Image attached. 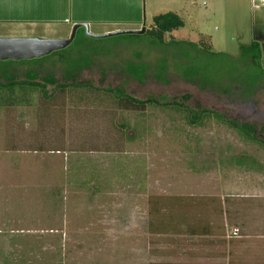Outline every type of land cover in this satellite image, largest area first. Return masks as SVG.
Segmentation results:
<instances>
[{"label":"rangeland","instance_id":"374dc122","mask_svg":"<svg viewBox=\"0 0 264 264\" xmlns=\"http://www.w3.org/2000/svg\"><path fill=\"white\" fill-rule=\"evenodd\" d=\"M149 1H141L140 27L117 33H145L153 15L173 12L184 26L165 44H201L217 58L182 56L143 35L92 39L80 28L57 54L0 62V83L45 86L14 92V100L0 93V204L10 208L0 218L9 214L8 227L18 230L0 234V264H210L235 252L242 236L249 240L238 258L252 263L248 254L264 245V82L245 97L234 86L224 94L226 82L213 89L179 77L185 65L207 60L216 76L230 71L264 28L245 0ZM42 27L4 36L57 40ZM108 28L98 22L87 31ZM119 96L184 103L196 124L174 107L124 108Z\"/></svg>","mask_w":264,"mask_h":264},{"label":"crops","instance_id":"0c3cea01","mask_svg":"<svg viewBox=\"0 0 264 264\" xmlns=\"http://www.w3.org/2000/svg\"><path fill=\"white\" fill-rule=\"evenodd\" d=\"M141 1L142 0H0V38H9L16 33L24 34L26 27L34 24L42 25V31L53 35L57 40H66L69 38L75 25H97L109 23L111 27L104 29L97 34H110L119 30L123 31H136L140 27L141 20ZM237 1V0H236ZM250 5L252 17H254L255 26L258 28H264V1L261 0H245ZM166 2L165 0L160 3ZM151 7L155 5V0L147 2ZM146 4V1H145ZM155 16V15H153ZM152 16V17H153ZM179 16V15H178ZM256 41L260 44L261 50L264 49V31L261 29L255 31ZM11 34V36H4ZM96 34V35H97ZM13 189V186H10ZM11 200V199H9ZM10 212L7 208L4 209L0 204V212ZM13 213V212H12ZM0 221L5 222L4 230L0 231V234L6 232L8 234L16 233L18 230L9 228V224H14V220L9 217V214L0 218ZM6 228H9L7 230ZM8 231V232H7ZM249 240L248 237H241L234 240V246L236 249L233 253H228L226 258L219 261L218 259L212 261L210 264H245L238 258L243 255L240 252V247L243 246L242 240ZM4 244V240L0 239V246ZM248 251H252V247L245 248ZM250 249V250H249ZM264 250V245L257 247L254 252L248 254L253 256L252 263L248 264H264L262 260L261 251ZM259 250V251H258ZM260 252V254H259ZM263 252V251H262ZM240 253V254H239ZM232 254L234 257H232Z\"/></svg>","mask_w":264,"mask_h":264},{"label":"trees","instance_id":"16d2710c","mask_svg":"<svg viewBox=\"0 0 264 264\" xmlns=\"http://www.w3.org/2000/svg\"><path fill=\"white\" fill-rule=\"evenodd\" d=\"M184 26L183 20L175 13L173 12H168L160 15H155L152 17V24L150 28L143 33V36H146L152 40V42L159 47H164L168 45H174L177 46V49H179V52L182 54H186V52H183L185 50H192L196 51L197 54L200 56V59L202 58V55H207L210 58H217L216 54H212L209 50L203 49L204 45H198L199 47L202 48V50H197L196 47L194 49L190 48L188 49L187 47L185 48H178L179 41H171L168 43V45L165 44L164 42V36L167 34H170L172 32L178 31L182 29ZM79 30V29H78ZM77 30V31H78ZM77 31L75 35L77 34ZM141 35V36H142ZM200 48V49H201ZM65 50V49H64ZM54 53H59V52H54ZM204 53V54H203ZM239 56H237L236 62L231 67L230 71L227 72H219V76H216L215 70L212 68L211 63L207 60V62H204L203 64L197 63L193 65H185L182 67L181 75L179 77L181 78H186L187 81H192V83L196 84H205L208 85L209 87H212L213 89L217 87H222L225 84L227 85L226 88L222 89V92L224 94H227L230 92L231 87L236 88V92L242 93L245 97L250 96L261 83L264 82V69L260 66V56H261V46L257 42H252L248 46H242L240 47V52ZM53 54V53H52ZM199 59V60H200ZM35 61V60H32ZM20 62V61H19ZM173 62V61H172ZM161 68H164L165 65L161 64ZM171 66L175 68H179L173 63H171ZM192 66V67H191ZM167 68V67H166ZM160 67L158 68V70ZM185 69V73L183 71ZM245 70L248 72L246 73V77L243 76L245 73ZM241 71V72H240ZM242 73V74H239ZM238 74V75H237ZM183 75V76H182ZM217 86V87H216ZM45 86L43 84L35 83L32 81H21V82H14L12 81H7L5 84L0 83V93L1 96L2 94H6L8 100H14L13 94L14 92H35L39 91L41 93H44ZM62 91V88L58 89ZM117 99L120 101L122 104V107L124 108H132L133 110L137 111H142L144 110L147 106H157V107H174L177 108L179 112L181 111H186L184 118L187 120L188 124L194 125L196 124V119L197 115H194L192 112H189L186 110V107L184 106V103H176L175 101L169 104H165L163 106L159 105L157 102L153 100H144V101H139L136 99H133L129 96H124L122 97H117ZM183 100V99H182ZM189 100V98L186 96L184 97V102ZM15 104L21 103L19 101H14ZM214 116L218 120H222V118L214 114L210 111H202L201 116ZM200 117H198L199 119ZM223 121V120H222ZM224 122V121H223ZM228 127L232 128L236 133L241 135L244 139L252 140L251 137H249L248 133L243 130L241 126L234 122L227 121L226 123L224 122Z\"/></svg>","mask_w":264,"mask_h":264},{"label":"water","instance_id":"95a60500","mask_svg":"<svg viewBox=\"0 0 264 264\" xmlns=\"http://www.w3.org/2000/svg\"><path fill=\"white\" fill-rule=\"evenodd\" d=\"M82 28L86 36L92 39L111 38L120 35H142L144 29L137 32H116L101 36L88 33L86 25H75L70 37L66 40H37V39H4L0 38V62H19L38 60L50 54L66 49L73 41L75 33Z\"/></svg>","mask_w":264,"mask_h":264},{"label":"built area","instance_id":"2783aa9c","mask_svg":"<svg viewBox=\"0 0 264 264\" xmlns=\"http://www.w3.org/2000/svg\"><path fill=\"white\" fill-rule=\"evenodd\" d=\"M206 1L209 2L210 0H206ZM261 1L263 2L264 0H261ZM233 235H234V236H237V231H234V232H233Z\"/></svg>","mask_w":264,"mask_h":264}]
</instances>
